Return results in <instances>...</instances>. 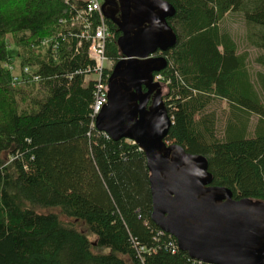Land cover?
Instances as JSON below:
<instances>
[{"label":"trees","instance_id":"obj_1","mask_svg":"<svg viewBox=\"0 0 264 264\" xmlns=\"http://www.w3.org/2000/svg\"><path fill=\"white\" fill-rule=\"evenodd\" d=\"M165 1V141L204 156L211 185L264 202V0ZM84 2L0 0V264H208L151 220L144 152L95 127V62L73 22Z\"/></svg>","mask_w":264,"mask_h":264},{"label":"water","instance_id":"obj_2","mask_svg":"<svg viewBox=\"0 0 264 264\" xmlns=\"http://www.w3.org/2000/svg\"><path fill=\"white\" fill-rule=\"evenodd\" d=\"M122 1L120 19L102 12L120 32L121 57L107 79V102L95 118L96 129L114 140H132L144 152L151 220L181 251L208 264H264V202L234 199L229 189L211 185L204 156L165 141L170 119L153 74L167 64L155 54L176 42L167 23L174 8L165 0ZM108 4L102 0V7Z\"/></svg>","mask_w":264,"mask_h":264},{"label":"built area","instance_id":"obj_3","mask_svg":"<svg viewBox=\"0 0 264 264\" xmlns=\"http://www.w3.org/2000/svg\"><path fill=\"white\" fill-rule=\"evenodd\" d=\"M78 14L74 17V23L78 24L81 30L80 37L85 39L88 45V56L95 62L96 74V94L92 105L93 113L95 116L103 108L107 102V85L102 80V72L106 69H111L113 63L109 61L105 56V47L107 41L111 38V31L105 22V16L101 11V0H85L82 7H78ZM97 13L99 16L98 23L94 24L93 20H89L87 15ZM105 62L108 65H105ZM12 68V67H10ZM24 72L27 73V68H24ZM160 74H154V81H161Z\"/></svg>","mask_w":264,"mask_h":264},{"label":"rangeland","instance_id":"obj_4","mask_svg":"<svg viewBox=\"0 0 264 264\" xmlns=\"http://www.w3.org/2000/svg\"><path fill=\"white\" fill-rule=\"evenodd\" d=\"M224 25L225 27L232 33V35L235 37V38H241L242 35L244 34V25L242 23V21L240 20V18L238 17V15H231V16H228L226 19H225V22H224ZM105 65H108L107 62H105ZM12 67V68H10ZM254 67L256 68V65H254ZM8 68L9 70L12 72V75H19L20 73V68L17 64H9L8 65ZM161 84H162V94L163 96L166 94L167 92V89H166V86L165 84H163V82L159 81Z\"/></svg>","mask_w":264,"mask_h":264},{"label":"flooded vegetation","instance_id":"obj_5","mask_svg":"<svg viewBox=\"0 0 264 264\" xmlns=\"http://www.w3.org/2000/svg\"><path fill=\"white\" fill-rule=\"evenodd\" d=\"M122 3H123L122 0H109V4L106 5V6H104V7H102V0H101V11L102 12H106L109 15H112L116 19H120V17H121V10H122ZM131 12H133V9H131ZM106 20L107 21H110L107 18H106ZM110 22H112V21H110ZM159 54H160V52H157L155 55H159ZM154 74H153V76H154ZM149 104H150V101H149Z\"/></svg>","mask_w":264,"mask_h":264}]
</instances>
